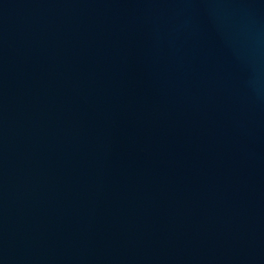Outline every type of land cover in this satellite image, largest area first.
I'll use <instances>...</instances> for the list:
<instances>
[{"label": "water", "instance_id": "1", "mask_svg": "<svg viewBox=\"0 0 264 264\" xmlns=\"http://www.w3.org/2000/svg\"><path fill=\"white\" fill-rule=\"evenodd\" d=\"M0 264H264V0H0Z\"/></svg>", "mask_w": 264, "mask_h": 264}]
</instances>
